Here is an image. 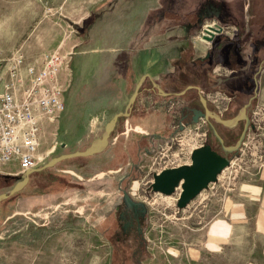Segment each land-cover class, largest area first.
<instances>
[{"label":"rangeland","instance_id":"rangeland-1","mask_svg":"<svg viewBox=\"0 0 264 264\" xmlns=\"http://www.w3.org/2000/svg\"><path fill=\"white\" fill-rule=\"evenodd\" d=\"M157 7L156 23L182 26L192 38L208 19L236 24L247 21L246 30L241 31L235 24L217 20L236 28L234 34H220L225 50L211 61V65L224 67L226 75H219L221 83H218V75L213 72L215 65L211 70L210 65L199 71L203 76L211 74L213 81L205 87L204 95L201 91L197 95L188 91L187 97L177 96L181 101L175 110L166 109L163 117L167 118L161 121L164 130L160 135L166 138L153 139V132L139 135L135 131L141 130L130 123L129 135L121 136L125 121L120 120L102 153L34 174L27 186L0 204V264H108L106 243L92 231L88 215L94 213L96 206L106 204V200L107 204H117L123 191L145 210L140 238L144 244L132 248L141 253V264H264V131L248 129L244 144L231 157V167L221 175L220 182L202 191L183 210L172 202L177 194L164 196L150 190V181L153 182L154 172L159 168L153 165L154 158L163 153L162 143L175 131L173 126L181 117L184 98L199 105L196 96L206 100V94L218 92L229 102L236 101L233 107L228 103L224 114L227 119L252 97L255 99L257 78L264 69V40L259 39L261 44L256 46L249 41L253 36H264V0H0V59L27 45L28 62L36 60L42 52L64 55L74 46L65 110L56 131L52 133L55 125L49 127L51 134L45 137L43 149L54 147L46 162L62 154L83 151L100 138L111 116L123 111L113 107L121 104L116 100V86L111 88L113 100H105L107 87L102 83L111 70L110 54L120 52V56L123 52L116 50L133 35L147 13ZM208 47L213 57L214 46ZM245 47L250 59L240 53ZM229 54L234 59L239 56L250 61L253 76L246 79V94L240 88L235 91L224 85L228 80H237V75H232L234 70L224 66ZM112 55L116 62L118 57ZM253 101L247 112L250 120L257 107ZM208 108L217 113L212 105L208 104ZM135 113L127 118L129 122ZM166 120L171 134H166ZM94 121L96 126L90 131ZM239 125L235 130L237 137L242 123ZM153 127L148 124L145 129L150 131ZM216 129L219 134L223 132L219 125ZM140 144L149 152L139 151ZM15 183L0 186V194L8 192ZM78 184L84 187L79 188ZM243 185L251 187L250 193L244 191ZM219 209L221 217L245 213L247 220L231 221L235 229L229 234L224 232L219 244H211L210 237L208 245H199L196 240L204 233L201 228ZM256 214L261 217L262 232L255 230ZM124 255L127 253H122L117 264H126Z\"/></svg>","mask_w":264,"mask_h":264},{"label":"crops","instance_id":"crops-1","mask_svg":"<svg viewBox=\"0 0 264 264\" xmlns=\"http://www.w3.org/2000/svg\"><path fill=\"white\" fill-rule=\"evenodd\" d=\"M157 11H159V7H157L153 11L150 10V12L145 16V19L140 23L139 27L137 26V28L133 32V35L124 41L121 48L116 50H121V53L123 52L120 56V52L116 55L110 54L109 70H111L109 74L106 75V81L103 82L102 85L107 87V90L105 91L107 97L105 98V100L108 102L113 98L112 95L114 92L111 90L112 86L117 87L115 94L116 98L118 99L116 100L120 101L121 104H116V107L113 105L112 106L123 111H116V113H114L111 118L118 113H124L126 111L129 99L134 93L136 87L139 85L137 96L130 111V114L132 112H137L135 113V117H133V121L135 122L134 127L141 130V132L135 131V133L139 135H143L144 133V135L148 136L149 132H153L152 138H157V140H159V138H166L162 137L163 134L160 137L162 130H164L161 121L163 118H167L166 116L163 117V115L166 113V104L169 101L178 98L179 96L187 97L188 91H194L196 95L200 91H206L205 87L208 85V83L213 81L210 76L211 74L208 76H203L199 73V71L203 70V68L209 67L211 65V61L216 60L215 56L217 55L220 57L225 48L224 44L221 42L223 41L221 39L224 38L223 35H215L209 44L210 46H214V52H212L213 57H211L209 55L210 48L208 47V44L202 40L195 39V37H189V34H187V32H184V28L182 26H172L170 24H165L164 26L161 22L156 23L154 19L158 17ZM217 20L221 23H227L222 22L219 19ZM227 24H235L241 31H245L247 27V21L238 22L237 24L235 22ZM259 39L264 40V36H261L260 38L259 36H253V40L249 41V44H255V46L261 44L258 43L260 42ZM262 46L264 48V45ZM28 47L29 45H27L23 50L25 51V54L27 55V58L29 60L30 56L28 55L27 51ZM246 48L247 47H245L244 51L241 50L240 53H245L244 56L247 59H250L251 54L246 50ZM111 55L115 56L116 58L118 57L116 62H113ZM228 57V59L224 60L226 61V64L223 65L234 70L232 75H237V80L232 82L228 80L224 85L226 88L231 86V89L235 91L240 88L239 91L246 94V91L248 90L247 88L245 89L246 79L253 76V74L250 73V61L244 59L246 62H248V64L245 65L244 60L239 56L234 59L232 58L231 54H229ZM217 61L221 62L219 60ZM200 65L201 67H199ZM213 65L215 64L211 65L210 70ZM194 66H197V68H194ZM193 68L197 70H194ZM261 68L262 67H260L259 70ZM218 79L219 76L217 80ZM192 81H194V83H192ZM218 83H221V81L218 80ZM196 97L199 105H192L191 101H189L188 98L183 97L185 100L183 108L186 109V115L189 117L192 116L196 111L204 110L200 96ZM254 103V106L264 109L263 68L260 70L259 76L257 78V91L255 94ZM199 106H202L203 109L200 110ZM109 108L111 107H107V109ZM166 122H168V124L165 125V130L168 129L166 130V134H171L168 127L169 121L166 120ZM96 123V121L92 122V124L90 125V131L94 130ZM129 123L131 124V121L129 122V120H125L121 136L127 137V135H129V130L127 127ZM148 124L154 126L150 131L145 129ZM243 186L245 187L244 191L250 193L251 187L249 185ZM245 203L246 201L244 200L243 205H245ZM227 205L234 207L231 202H227ZM220 212V209L217 210L211 220L201 228L202 230H204V233L201 237L197 236L196 241L197 243H199V245H208L209 242L207 238L210 237H212V240H210L211 244H219V239H221L224 232H227L229 234L235 229V226L231 224V221L233 222L235 220L241 219H245V221L247 220L245 213L238 216L230 213L226 215L227 218H224L225 215H222L223 217H221ZM258 213L261 214L260 212ZM236 217L238 218L236 219ZM254 220L255 230H257L258 232H262L263 226L259 223L261 217L256 214ZM243 228L244 226H240V229ZM205 233L206 238L204 235Z\"/></svg>","mask_w":264,"mask_h":264},{"label":"built area","instance_id":"built-area-1","mask_svg":"<svg viewBox=\"0 0 264 264\" xmlns=\"http://www.w3.org/2000/svg\"><path fill=\"white\" fill-rule=\"evenodd\" d=\"M217 30H221V34L236 32L233 26H224L217 20L208 19L200 24L195 39L210 44L204 37ZM73 48L64 55L56 51L42 52L33 62H28L23 48H18L8 58L0 59V176L20 180L40 168L53 153L54 147L46 151L43 145L45 137L51 134L49 127L55 125L52 133L56 131L65 110ZM213 72L219 76L226 75L227 71L221 65H216ZM180 101L179 98L169 101L167 111L175 110ZM206 101L222 116L228 109L230 99L217 92L206 94ZM250 123L252 128L249 129L264 131V109L256 107ZM175 124V131L162 143L163 153L154 158L153 165L159 167L154 174L191 164L192 152L206 143L209 131L207 120L198 118L196 123H185L177 119ZM230 165L231 160L218 175L217 181L209 184L206 190L220 182L221 175ZM177 190L174 192L176 198L172 199L174 204H177L181 192Z\"/></svg>","mask_w":264,"mask_h":264},{"label":"water","instance_id":"water-1","mask_svg":"<svg viewBox=\"0 0 264 264\" xmlns=\"http://www.w3.org/2000/svg\"><path fill=\"white\" fill-rule=\"evenodd\" d=\"M221 30H217L214 33H210L205 36L204 39L207 42H211L215 35H220ZM139 85L136 87L134 93L131 95L126 111L124 113H118L114 115L104 126L103 132L100 138H96L91 144L83 151H77L69 154H62L51 158L44 163L39 169L29 172L22 179H16L8 176H2L7 179H15L16 183L6 193L0 194V203L9 199L16 193L20 192L27 184L29 175L34 172L43 171L55 167L62 161L74 159V158H87L93 155L102 153L109 144V139L112 132L115 129L116 123L120 117H128L132 109V105L137 96ZM252 97L247 104L243 105L237 114L230 119H223L217 113L212 112L207 105L206 100L201 98L203 105V111H197L191 118L193 123H196L199 117L205 118L210 123V130L213 137L222 145L223 152L226 154H233L238 152L241 144L243 143L247 131L252 128L250 119L247 116V112L253 101ZM244 122L243 131L233 146H223V140L218 134V131L214 128L212 123L223 125L227 128L236 126L239 122ZM65 144H62L64 147ZM229 165V160L226 157L218 155L212 150L211 146L206 144L205 146L194 150L191 155V164L189 166H181L175 169L163 170L159 174L153 175V182L151 184V190L154 193H159L164 196H171L175 190L180 187V196L177 201V208L183 210L187 205L194 200L202 191L208 188V185L217 181L218 175ZM123 200L126 206L135 207L136 204L130 199L128 193L123 192ZM142 205V204H141ZM144 208V206L142 205Z\"/></svg>","mask_w":264,"mask_h":264},{"label":"flooded vegetation","instance_id":"flooded-vegetation-1","mask_svg":"<svg viewBox=\"0 0 264 264\" xmlns=\"http://www.w3.org/2000/svg\"><path fill=\"white\" fill-rule=\"evenodd\" d=\"M246 88L247 87L245 86V89ZM235 103L236 101H231L229 102V106L233 107ZM206 104L208 106L207 101ZM192 116L190 117L187 115L183 116L181 114L180 120H182L185 123H187L188 121L192 122L191 121ZM221 117L223 119H227V116L222 115ZM240 123H242V128L238 135V138L240 137L243 131V126H244L243 121L239 122L236 126L231 128H227L220 124H215L214 122L212 123L215 129H216V125H219L223 129V130L221 129V131L223 132H221L220 134L218 132L219 136L223 140V146L225 147L233 146L235 142L238 140V138L235 140V138L237 137L235 130L237 126H240L239 125ZM208 130L209 131L206 137L205 145L206 144L210 145L213 151H215L218 155L222 157H226L230 163L231 157L237 152L233 154H226L223 152L222 145L213 137V135H212L213 139H211L209 135L211 131L209 121H208ZM65 147L66 145L64 146V148ZM40 172L42 171L34 172L30 174L26 186L28 185L33 175ZM5 179L11 181L12 183L16 181L15 179H7V178ZM177 189H180V187ZM123 192L121 193L122 195L120 196V198H118L117 204L115 205H113V203L107 204L108 201L106 200V204L99 205L100 208H98L97 210L98 215L90 212L88 215V221H89L88 223L92 228V231L96 233L98 237L106 243V249H107L106 260L108 264H117L118 259L122 258V253H127V255H124V260L126 264H141L142 262L140 259L141 253H139L138 249L132 250V248L138 246L139 244L140 245L138 246V248L139 247L141 248V244H144V243H140L141 242L140 238H142L141 220L144 218L145 210L137 202H135L136 203L135 207L126 206L123 200ZM89 210L92 211V209Z\"/></svg>","mask_w":264,"mask_h":264},{"label":"trees","instance_id":"trees-1","mask_svg":"<svg viewBox=\"0 0 264 264\" xmlns=\"http://www.w3.org/2000/svg\"><path fill=\"white\" fill-rule=\"evenodd\" d=\"M76 27V26H75ZM264 44V43H263ZM244 64L246 65V64H248V62H246L245 60H244ZM212 77V76H211ZM212 79H213V77H212ZM253 103H254V101H253ZM255 104V103H254ZM111 109H113V108H109V110H111ZM239 111V110H238ZM237 111V112H238ZM237 112H236V114H237ZM183 116H185L186 114H187V112H186V109H182V113H181ZM236 114H234L233 115V117L236 115ZM131 115V114H130ZM130 117V116H129ZM128 117V118H129ZM120 120H123V121H125V120H127V118H124V117H120L119 119H118V121H117V124L119 123V121ZM130 121H131V124L132 125H134V121H133V119L131 120L130 119ZM79 124V123H78ZM117 124H116V126H117ZM80 127H81V124H79V129H80ZM210 134L212 135V133H211V131H210ZM66 138H68L67 136L65 137V139ZM238 137H236L235 138V140L237 139ZM141 140V139H140ZM65 145H67V143H65ZM138 150L139 151H141V150H144V151H148L149 152V149L147 148V147H145V145H139V148H138ZM98 155V154H97ZM95 155H93V156H91V157H94ZM91 157H87V158H74V159H69V160H65V161H62L61 163H59V164H57L56 166H68V164L69 163H71V162H73L74 160H76V159H81V160H85V159H89V158H91ZM47 170H49V169H47ZM44 171H46V170H44ZM43 172V171H42ZM41 173V172H40ZM12 184V182L11 181H9V180H6L5 178H3L2 176H0V186H2L3 187V185H11ZM78 187L79 188H83L84 187V185H81V184H78ZM13 196H15V195H13ZM12 196V197H13ZM11 198V197H10ZM9 198V199H10ZM3 203V202H2ZM1 204V203H0ZM98 208H100L99 206H96V208L94 209V213L95 214H97L98 215V212H97V210H98Z\"/></svg>","mask_w":264,"mask_h":264},{"label":"bare ground","instance_id":"bare-ground-1","mask_svg":"<svg viewBox=\"0 0 264 264\" xmlns=\"http://www.w3.org/2000/svg\"><path fill=\"white\" fill-rule=\"evenodd\" d=\"M205 105H207L206 103H205ZM197 112V111H196ZM199 118H201V117H199ZM203 118V117H202ZM203 119H205V118H203ZM206 120V119H205ZM187 166H189V165H187ZM159 174V173H158ZM131 199V198H130ZM132 200V199H131ZM133 201V200H132ZM134 202V201H133ZM135 203V202H134ZM136 204V203H135ZM140 206H142L141 204H139Z\"/></svg>","mask_w":264,"mask_h":264}]
</instances>
